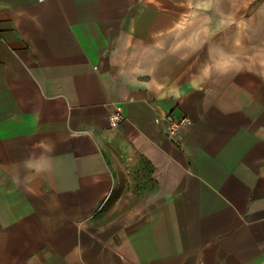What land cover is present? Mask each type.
<instances>
[{
	"label": "crops",
	"instance_id": "0c3cea01",
	"mask_svg": "<svg viewBox=\"0 0 264 264\" xmlns=\"http://www.w3.org/2000/svg\"><path fill=\"white\" fill-rule=\"evenodd\" d=\"M191 32L178 0H0V264H264V102Z\"/></svg>",
	"mask_w": 264,
	"mask_h": 264
},
{
	"label": "rangeland",
	"instance_id": "374dc122",
	"mask_svg": "<svg viewBox=\"0 0 264 264\" xmlns=\"http://www.w3.org/2000/svg\"><path fill=\"white\" fill-rule=\"evenodd\" d=\"M178 3L189 18L190 32L201 42L198 55L205 56L216 86L237 89L247 101L264 102V61L259 52L264 47V0Z\"/></svg>",
	"mask_w": 264,
	"mask_h": 264
},
{
	"label": "built area",
	"instance_id": "2783aa9c",
	"mask_svg": "<svg viewBox=\"0 0 264 264\" xmlns=\"http://www.w3.org/2000/svg\"><path fill=\"white\" fill-rule=\"evenodd\" d=\"M124 109L121 105L116 104L115 110L111 116V126L117 128L125 120ZM189 121L187 117H178L175 114L168 113L165 115L166 122V132L168 135L174 137L176 136L181 127Z\"/></svg>",
	"mask_w": 264,
	"mask_h": 264
}]
</instances>
